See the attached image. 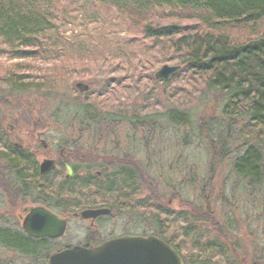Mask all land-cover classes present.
I'll return each mask as SVG.
<instances>
[{
  "label": "trees",
  "instance_id": "16d2710c",
  "mask_svg": "<svg viewBox=\"0 0 264 264\" xmlns=\"http://www.w3.org/2000/svg\"><path fill=\"white\" fill-rule=\"evenodd\" d=\"M59 1L0 0V51L8 53L11 58L24 59L25 63H30L28 66L31 68L34 62L30 58L50 57L56 60L60 57L62 48L56 45L58 38L54 34V31L59 29L56 23ZM85 1L94 3L98 11L107 8L115 10L128 24L127 32H138L139 37H143L152 45L151 48H157L167 54L164 61L175 60L182 65L169 81L162 82L156 78L160 81L159 84L167 86L173 78L178 77L179 72H190L191 75L200 77V83L204 87L202 95L198 98L205 99L209 96L214 99L221 108L220 115L211 116V119L197 118L198 114L188 110L185 103H168L157 113L143 114L139 111L141 105L137 102L130 108L110 112L97 109L92 102L87 101L89 91H79L76 96H68L65 92L53 89L43 90L44 93L41 94L42 81L34 80L32 77H35V74L30 76L16 71L7 78L11 87L9 99L22 102L24 100L21 96L24 94L28 95V98L41 94L45 99L39 103L40 108H46L49 104L51 108H59L62 123H65L66 130L73 134L72 138L79 134L82 137L100 136L106 141V137L123 132L134 135L128 138V141L133 143L132 148L138 147L136 141L145 146L147 159L142 161L141 152L135 156L125 154L124 167L118 169L119 171L106 173L104 181L108 184L107 189L125 192L127 200L135 207H147L148 227L159 237L166 238L163 214L185 220L186 238L190 237V233L201 232L207 224H212L209 232L215 237L213 243L219 251L227 257L234 255L239 264H259V261L254 259L246 239L241 241V253L237 248L233 249L235 234L220 222L219 212L213 209L210 199L215 192L214 184L217 180L221 182L226 178L224 170L229 166L228 173L235 177L233 185L235 180L241 181L243 188L248 189L250 194L253 189L264 188V31L256 37L240 40L223 29L227 23L245 28L264 22V0ZM165 4L175 7L176 11H155L156 7L164 8ZM170 20L172 22H159ZM132 38H135V35L127 37L131 40ZM94 44L101 45V42ZM94 49L96 47H91L86 41L78 57L54 63L52 69L55 71L51 77L58 82L69 81L70 69L66 65L68 60L71 62L75 59L84 67ZM126 49L122 57L130 61L131 46H126ZM108 53L110 51L103 56L109 57ZM150 75L155 77V72ZM104 79L90 80L92 84L89 90L99 92L106 87L109 79ZM33 102L36 100L32 99ZM0 103L6 106L3 100ZM54 114L59 118L58 110ZM46 124L42 123L43 126ZM3 125L4 121L0 120V130H3L0 131V138L2 135H9ZM181 130L185 135L181 140H177L180 134L178 131ZM195 131L206 139L207 156L204 164H201L200 169H196L195 165H189L188 160L172 159L169 167L174 173L170 174L171 179L167 178L163 175L165 155L179 144L188 146V136L196 133ZM7 140L5 145L8 147L12 142ZM10 158L13 156L0 149V160ZM9 165L5 168L13 167L11 163ZM6 174L11 176V172ZM200 182L205 184L202 187L199 210L193 212L185 208L175 209L165 202L169 192L167 190L174 189V195L178 196L177 186L182 188V183L194 186ZM233 185H228L227 188L233 190ZM14 215L13 208L7 211L4 217L7 225L0 228V257L7 256L8 264H40L49 255L45 250L47 243L44 239H34L23 231L18 223L12 220ZM198 236L199 234H196L192 244H200ZM188 255L199 264H215L210 258L201 260L197 257L198 254ZM0 264H4V261Z\"/></svg>",
  "mask_w": 264,
  "mask_h": 264
},
{
  "label": "rangeland",
  "instance_id": "374dc122",
  "mask_svg": "<svg viewBox=\"0 0 264 264\" xmlns=\"http://www.w3.org/2000/svg\"><path fill=\"white\" fill-rule=\"evenodd\" d=\"M127 1L135 2L136 0ZM57 6L59 11H56V23L59 29H56L54 34L58 38L56 45L62 48L60 57H57L56 60L50 57L30 58L34 62L33 68H31L28 66L30 63H25L24 59L11 58L8 53L0 51V101L6 102V106L4 103H0V120L4 121L3 127L5 126L4 128H7L9 132L8 137L2 135L0 138L1 149L6 147L7 139L11 140V142L15 141L20 144L35 146L40 141L39 139L43 138L46 140L72 138L73 134L70 130H66V124L62 123L59 108H51V104L46 108L44 106L40 108L39 103H42L45 99L41 97V94L44 93L43 90L53 91L54 89L65 92L68 96H76L79 92L76 87L77 82L82 81L86 84H92L90 80L100 81L105 80V77L109 79L106 87H103L99 92L89 91L86 96L87 101L92 102L97 109L101 108L102 110L114 112L117 109L130 108L134 103L138 102L141 105L139 111L145 114L157 113L159 110L164 109L168 103L176 105L185 103V107L188 110L198 114L197 118L208 117L211 119V116L220 115L221 108L214 99L212 100L209 96L205 99L198 98L199 95H202V88L204 87L200 83V77L191 75L190 72H179L178 77L173 78L167 86L159 84L160 81L156 77H152L150 73L156 72L166 63L179 64L178 61L169 59L164 61V57H167V54L157 48H151L152 45L143 37H139L138 32L131 30V32H127L128 24L124 22L120 14L117 15L115 10L107 8L106 10L100 9L101 11H98L94 3H87L85 0H60ZM174 8L165 4L164 8L156 7L155 11L158 13L164 11L175 12ZM223 29L233 34V37L245 40L247 37L261 35L264 31V22L253 27L246 26L245 28L227 23L226 28ZM131 35H135V38H132V40L127 39ZM125 39L127 41L124 44ZM86 41L91 47H96L92 55H90V60L85 61L86 65L82 67L75 59L71 62L68 60L69 63L66 65L70 69L69 81L58 82L54 77H51L54 73L53 71H55L52 69L54 63L63 59L78 57L80 49L85 46ZM90 42L93 43L90 44ZM96 42H101V45L94 44ZM128 45L131 46L129 51L131 55L130 61L122 57V54L126 53V46ZM108 51H110L108 53L109 57L105 58L103 55H106ZM15 71L22 74H30V76L36 75L32 78L36 81L40 80L39 82L42 81L41 94L34 98H28V95L24 94V96H21L24 100L22 102L10 100L9 89L11 87L7 78ZM45 75H48V77H45ZM32 99H35L36 102L32 103ZM8 101L10 102L9 105ZM33 104H35V107H33ZM56 110H58L59 118L55 114L53 115ZM67 117L69 118V116ZM42 123L47 124L43 126L44 124L42 125ZM0 131L2 132L3 130ZM195 132L197 134H189L188 146L185 147L183 144H179L178 147H172L170 152L165 155L166 164L163 167V169L165 168L163 175L167 178L171 179L170 174L173 175L174 173L169 167L172 159L188 160L189 165H195L196 169H200L201 164H204L203 162H205L207 156L206 139L200 137L198 131ZM178 133L180 134L177 140H181L185 134L183 130L178 131ZM39 134L43 135L38 138ZM120 135L122 136L119 138L121 147L124 150L132 149L135 150L134 152L141 150L142 161L147 159L145 146L143 147L139 141H136L138 147L132 148L129 143L128 138L134 137V135H127L124 132ZM78 137L82 136H79V134L74 135V138L77 139ZM112 143L109 142L108 145L111 146ZM81 145L84 146L85 143ZM102 146L103 144L99 148L101 149ZM229 164L230 161H228ZM229 169L230 166L224 170L226 178L221 182L217 180L214 184L213 189L215 192L210 199L211 206L216 212H219L220 222L222 221L221 223L235 234L232 244L233 249L235 247L241 253V241L246 239L250 250L253 251L254 259H257L259 264H264V188L253 189V193L250 194L251 192L248 189L243 188L241 181L235 180V185H233L232 181L235 177L228 173ZM193 174L196 175L195 171ZM204 184L205 182H200L198 185L190 186L182 183V188L180 186L176 187L178 196L174 195V189L167 190L169 192H167L168 196L165 202H168L175 209L185 208L195 212L200 209V197L203 195L202 187ZM228 185H233L234 189H228ZM207 191L209 192L210 189ZM140 208L145 214H148L149 210L147 207L141 206ZM20 214L24 215L22 209L20 213L17 212L16 216H13L12 220L19 221ZM163 216L166 222L165 236L171 237L173 233L174 235L177 233L180 237H174L173 235V238L171 237L173 239L172 242L183 245L186 254H198L197 257L201 260L210 258L215 264H239L234 259V255L227 257L213 243L215 237L209 232L212 224H207L201 232L194 231L190 233V237H187V240L186 237L182 236L181 232V230H185L187 225L185 220L174 215L163 214ZM79 233L76 223H72L66 239L71 240L74 235ZM196 234H199L200 244L194 245L191 241ZM233 234H230V236H233ZM40 264H47V261H41Z\"/></svg>",
  "mask_w": 264,
  "mask_h": 264
},
{
  "label": "flooded vegetation",
  "instance_id": "af4514ba",
  "mask_svg": "<svg viewBox=\"0 0 264 264\" xmlns=\"http://www.w3.org/2000/svg\"><path fill=\"white\" fill-rule=\"evenodd\" d=\"M42 135L39 134L38 138ZM121 137L108 136L106 141L100 136L65 140L43 138L35 146L12 141L8 147L0 148L13 156L9 160H0V228L6 227L4 217L12 208L14 214L23 210L24 215L20 214L17 221L22 230L25 216L37 207L65 219L67 225L64 234L59 237H36L47 243V264L53 254L74 246L93 249L119 237L150 236L153 232L148 227L147 215L140 208L143 205L135 207L127 200L125 192L107 189L108 184L104 181L107 172L113 173L124 167L125 154L135 156L141 152L124 150L119 139ZM109 142H113L111 146ZM129 143L133 146V143ZM101 144L103 146L100 149ZM46 161L52 164V168L43 174L41 168ZM9 163L13 167L5 168ZM7 172H11V176H7ZM85 210L105 212L86 218L82 215ZM72 223H76L80 233L68 240L66 238ZM181 232L186 237L184 231ZM178 236L175 233L174 237ZM171 237L166 236L165 239L180 252L185 264H198L184 252L185 247L172 242ZM3 261L8 264V257H0V262Z\"/></svg>",
  "mask_w": 264,
  "mask_h": 264
},
{
  "label": "water",
  "instance_id": "95a60500",
  "mask_svg": "<svg viewBox=\"0 0 264 264\" xmlns=\"http://www.w3.org/2000/svg\"><path fill=\"white\" fill-rule=\"evenodd\" d=\"M182 68L180 64H164L156 71L157 79L167 81ZM77 88L87 92L89 84L78 82ZM52 168L49 161L44 162L41 173ZM69 171L71 169L69 168ZM103 210H85L86 218L104 213ZM23 228L33 237H59L66 231L67 221L49 210L37 207L24 218ZM49 264H185L175 248L164 239L151 235L119 237L105 242L93 249L74 246L50 257Z\"/></svg>",
  "mask_w": 264,
  "mask_h": 264
}]
</instances>
